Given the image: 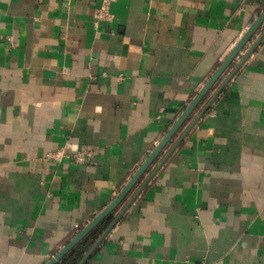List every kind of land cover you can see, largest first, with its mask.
I'll list each match as a JSON object with an SVG mask.
<instances>
[{
	"label": "crops",
	"instance_id": "crops-1",
	"mask_svg": "<svg viewBox=\"0 0 264 264\" xmlns=\"http://www.w3.org/2000/svg\"><path fill=\"white\" fill-rule=\"evenodd\" d=\"M103 1L0 0V264L80 233L264 11ZM92 234L76 264H264V21Z\"/></svg>",
	"mask_w": 264,
	"mask_h": 264
},
{
	"label": "water",
	"instance_id": "water-1",
	"mask_svg": "<svg viewBox=\"0 0 264 264\" xmlns=\"http://www.w3.org/2000/svg\"><path fill=\"white\" fill-rule=\"evenodd\" d=\"M262 21H264V11L263 13L256 19V21L249 27L246 33L242 36L239 42L235 45L229 55L225 58L223 63L218 67V69L214 72V74L210 77L201 91L196 95L193 101L186 107L180 117L176 120V122L172 125L160 143L154 148V150L149 154L144 163L140 166V168L135 172L130 181L125 185V187L120 191V193L114 198V200L103 209L90 223L84 227L80 233H78L68 244H66L62 249H60L49 261L45 264H58L78 243L81 242L83 238H85L105 217H107L128 195L132 187L136 184V182L140 179V177L144 174V172L148 169L151 163L156 159V157L161 153L164 147L168 144L171 138L174 136L176 131L181 127V125L186 121L189 115L196 109L205 95L209 92V90L213 87V85L219 80L224 71L228 68V66L232 63L234 59L240 54L244 46L251 40ZM220 91H218L219 93ZM217 93V94H218ZM131 202V201H130ZM130 204V203H129ZM128 204V205H129ZM126 206V208L128 207ZM125 208V209H126ZM124 210L122 211V213ZM121 213V214H122ZM120 214V215H121ZM119 215V216H120ZM119 218V217H118ZM117 218V219H118ZM114 220L111 225L102 233V235L95 242L92 250L96 248V246L102 241V239L106 236L108 231L113 227L116 223ZM91 250V251H92ZM90 251V252H91ZM86 256L82 259L79 264H83Z\"/></svg>",
	"mask_w": 264,
	"mask_h": 264
},
{
	"label": "built area",
	"instance_id": "built-area-1",
	"mask_svg": "<svg viewBox=\"0 0 264 264\" xmlns=\"http://www.w3.org/2000/svg\"><path fill=\"white\" fill-rule=\"evenodd\" d=\"M108 2L109 0H104L102 5L96 10L95 13V18L97 21H103L105 19L108 18ZM86 156H89L88 153H85ZM62 152L61 151H56L55 153L49 154L48 156H50L53 159H60L62 157ZM73 158L76 161H83L84 156H82L81 154H76L73 156ZM206 264V263H205ZM209 264H222L220 262H213V263H209Z\"/></svg>",
	"mask_w": 264,
	"mask_h": 264
},
{
	"label": "trees",
	"instance_id": "trees-1",
	"mask_svg": "<svg viewBox=\"0 0 264 264\" xmlns=\"http://www.w3.org/2000/svg\"><path fill=\"white\" fill-rule=\"evenodd\" d=\"M95 234H92L89 237H87L85 240H83L77 247H75L70 253H68L58 264H76L78 260L81 258L86 248H88L89 243L90 241L93 240Z\"/></svg>",
	"mask_w": 264,
	"mask_h": 264
}]
</instances>
